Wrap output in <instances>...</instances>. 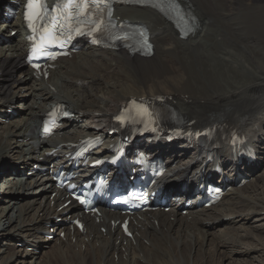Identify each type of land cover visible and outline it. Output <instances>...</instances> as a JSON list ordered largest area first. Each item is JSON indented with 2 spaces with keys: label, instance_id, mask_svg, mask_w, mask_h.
<instances>
[{
  "label": "bare ground",
  "instance_id": "1",
  "mask_svg": "<svg viewBox=\"0 0 264 264\" xmlns=\"http://www.w3.org/2000/svg\"><path fill=\"white\" fill-rule=\"evenodd\" d=\"M180 1L194 17V29L186 38L154 9L117 6L115 16L119 20H139L157 34L153 38V55L99 50L84 42L73 57L61 59L46 80L34 78L24 63L26 43L19 13L4 26L3 35L8 34L6 27L17 31L0 46V104L1 108L16 106L19 118L16 115L5 123L0 115V184L17 186L15 192L0 191V218L6 220L5 225L0 224V264H214V260L215 264H231L235 245L245 246L246 257L253 254L241 264L263 263L264 239L260 240L264 237V173L260 171L264 162L239 160L236 155L249 144L257 147L259 157L264 156V3L219 0L216 8L209 0ZM237 16L240 23L234 21ZM202 24L214 28V37L203 40V47L218 42L222 35L233 41L239 36L245 42L244 52L217 58L210 52L201 62H184L175 51L185 54L192 38H203L197 31ZM167 61L175 65L174 71L164 68ZM127 71L131 75L137 73L138 85H133L134 77ZM238 80L243 84L237 86ZM22 89L29 93L27 98L17 95ZM133 97H164L167 109L175 111L193 129L204 130L225 122L229 131L230 127H237L244 134L246 141L239 144L227 136L219 139L222 146L218 158L224 168L220 180L227 186L226 194L210 208L196 204L182 214L178 202L196 198L182 185L172 183L183 178L182 173L190 164L193 170L205 167L201 174L207 177L211 161L204 146L210 147L213 141L200 137L201 144L195 141L192 150H187L191 145L183 141L185 148L179 151L180 146L151 143L149 136L138 144L145 153L161 157L165 151L170 152L164 162L165 178L172 182L166 186L165 194L170 208L142 214V218H135L137 222L130 220L132 237L111 227L108 220L118 217L106 211L98 218L99 223L95 216L85 215L84 232H71L67 227L66 239L58 236L53 243L47 242L43 239L46 222L52 223L53 217L61 216L66 209L67 215L74 218L76 207L71 203L60 210L62 202L57 196H50L55 190L50 186L45 161L57 166L62 158L44 153L59 143L73 141L79 136L76 133L88 128L93 133L106 132L105 126L119 107ZM57 101L89 114L84 122L70 123L58 131L55 138L42 139L37 133L40 117ZM15 157L21 158L22 164L32 160L46 169L21 172L24 164L11 166ZM243 175L248 181L238 186L236 179ZM22 187L24 190L20 191ZM177 197L178 200L172 199ZM252 219L257 225L249 224ZM61 223L53 226L58 227V233L65 227ZM8 227H12V232H7ZM204 241L210 242L212 251L204 246ZM34 246L39 249L37 254ZM224 260L227 262L221 263Z\"/></svg>",
  "mask_w": 264,
  "mask_h": 264
},
{
  "label": "rangeland",
  "instance_id": "2",
  "mask_svg": "<svg viewBox=\"0 0 264 264\" xmlns=\"http://www.w3.org/2000/svg\"><path fill=\"white\" fill-rule=\"evenodd\" d=\"M209 1L212 2L211 5H214L216 8H218L219 0H209ZM255 1H257V2L259 1V2H263L264 3V0H255ZM234 21H237V22L240 23L241 22L240 21V17L237 16L234 19ZM197 31L200 33V35L203 38H200V39L192 38L191 39L192 42H190V44L187 45V51L185 52V54L180 53L178 50L175 51L176 56L179 55L180 58L184 62H191V63L192 62H201L202 57H205V55L209 54L210 52H213L216 58H217V56H220V57H222V56H224V57H233L234 56L235 57L237 55H241L244 52L243 50L245 48V42L241 38H239V36H235L234 41H233L228 35H222V38L218 39L219 40L218 42L212 43L210 46L205 48V47H203L201 45V43H204L203 40L207 41L208 37H214V28L209 29L208 24H202L201 28L198 29ZM262 32H263L262 41H264V30H262ZM177 62H178V60L175 61V63H177ZM216 64L217 65L220 64V60H217ZM174 66L175 65L172 62H170V61H167L164 64V68L167 69V70H170V72L175 70ZM127 75L134 77V80H135V81H133V85L134 86L138 85V83H137L138 80H137V78H135L137 73H134L133 75H131L130 71H127ZM231 81L233 83H236L234 78H232V77H231ZM241 84H243V82L238 80L236 85L238 86V85H241ZM25 90L26 89H22L20 91V93H18L17 95L18 96L21 95V96L27 98L29 93H25ZM15 118H19L18 115ZM10 119H12V118H10ZM4 122H8V121H4ZM16 160H17V157H15L14 161H16ZM14 161H12L13 162L12 164H14ZM4 170H6V169H4ZM260 172L264 173V168ZM3 176H5V174ZM16 189H17V186L16 187H14V186L12 187L10 183H4L2 185L0 184V191H2V192L4 190H7V191L9 190V191L15 192ZM22 190H24L23 187L20 189V191H22ZM0 219H1L0 224L1 225H5L6 224V220L4 218H2V217ZM229 219H236V218L231 217ZM253 220L254 219L250 220L249 224L250 225L251 224L252 225H257V223L253 222ZM227 225H229V224H227ZM227 225H224V226H227ZM5 227H7V225ZM7 229H8L7 232H12V227H8ZM1 237L2 236H1V233H0V239H1ZM263 239H264V237L261 238L260 242H262ZM209 243L210 242H206L205 243V241H204V246H206L207 249L212 251V248H210L211 244H209ZM233 248H234V252H235L234 253V258L235 259H234L233 263L231 262V264H236V263L237 264H241L240 261H243V259H246V258H249V257L253 256V254H251V255H249V257H246L247 256L246 255V248H245L244 245L243 246L235 245ZM35 254H37V253H35ZM42 259L43 258H39V261H44V259L43 260ZM246 261L252 262L249 259H247ZM225 262H227V261L224 260L221 263H225ZM213 263L215 264V260H214ZM229 263L230 262H228V264ZM252 264H258V263H252ZM259 264H264V261H263V263H259Z\"/></svg>",
  "mask_w": 264,
  "mask_h": 264
},
{
  "label": "snow or ice",
  "instance_id": "3",
  "mask_svg": "<svg viewBox=\"0 0 264 264\" xmlns=\"http://www.w3.org/2000/svg\"><path fill=\"white\" fill-rule=\"evenodd\" d=\"M105 2L106 0H57L56 7L49 11L44 0H29L27 8L31 10V15L26 12V19H29V27L34 32L41 31L40 40L42 42L46 39L45 34L55 40L66 30H72L74 25L83 22L82 18L90 19L93 15L92 8L102 11L100 5ZM33 20L42 22V27H33ZM101 27L102 23H95L93 31H100ZM47 46V44L44 45L45 48Z\"/></svg>",
  "mask_w": 264,
  "mask_h": 264
}]
</instances>
